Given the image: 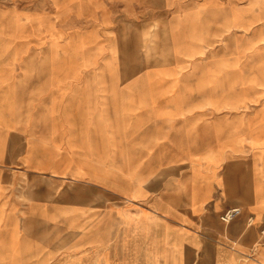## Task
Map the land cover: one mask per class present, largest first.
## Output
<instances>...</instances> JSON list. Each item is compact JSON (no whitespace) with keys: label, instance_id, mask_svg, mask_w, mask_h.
Returning a JSON list of instances; mask_svg holds the SVG:
<instances>
[{"label":"crops","instance_id":"obj_1","mask_svg":"<svg viewBox=\"0 0 264 264\" xmlns=\"http://www.w3.org/2000/svg\"><path fill=\"white\" fill-rule=\"evenodd\" d=\"M89 33L72 58L51 59L61 68L21 79L0 63V213L18 222L26 264L58 256L23 222L62 234L59 264H174L178 253L192 264L211 240L218 264L238 259L241 213L228 228L219 216L241 203L246 176L264 197V145H240L260 106L257 4L126 0ZM210 151L215 166L201 159Z\"/></svg>","mask_w":264,"mask_h":264},{"label":"rangeland","instance_id":"obj_2","mask_svg":"<svg viewBox=\"0 0 264 264\" xmlns=\"http://www.w3.org/2000/svg\"><path fill=\"white\" fill-rule=\"evenodd\" d=\"M126 0H0V63L10 64L18 75L24 79L25 72L34 69H58L61 64L51 59L58 55L66 54L72 58L80 48L88 43L90 37L96 34L89 33L91 25L96 22L116 19L121 16L122 5ZM157 0H142V4L153 6ZM258 7V20L264 21V0H254ZM125 5V4H124ZM263 24L259 23V31ZM260 36V35H259ZM260 41V38H259ZM259 51L264 53V46H259ZM67 67V66H65ZM72 67V66H70ZM34 74H40L34 72ZM259 109L256 123L245 121L241 124L240 145L242 152L245 144L254 148L264 145V61L258 70ZM263 97V100L261 98ZM261 138H263L261 140ZM221 145V141H218ZM237 143V142H236ZM200 158H195L196 161ZM207 164L215 166L218 162L217 153L210 151L202 157ZM258 160L264 165V157L258 155ZM249 167V162H242ZM213 172L208 175V179ZM254 189L249 176L244 177L241 203L235 210L241 214L239 241L244 242V252L237 253L226 260V264H264V230L256 233L258 219L264 216V197L260 199L257 191L255 199ZM210 210L214 207L208 206ZM220 221L222 215L219 216ZM231 221L224 226H230ZM23 228L41 231V235L30 239L44 251L55 250L57 259H51L48 264H59L58 258L66 249L62 234L53 228L40 230L34 225L23 222ZM251 232V237H249ZM35 238V239H34ZM217 242L211 240L208 251L203 254H194L192 264H218ZM54 248V249H52ZM248 249H253L252 251ZM29 247L20 239L18 222L3 220L0 213V264H26V255ZM165 254H163L164 258ZM69 264H79L73 256L67 257ZM181 254H177L176 263L182 264Z\"/></svg>","mask_w":264,"mask_h":264},{"label":"built area","instance_id":"obj_3","mask_svg":"<svg viewBox=\"0 0 264 264\" xmlns=\"http://www.w3.org/2000/svg\"><path fill=\"white\" fill-rule=\"evenodd\" d=\"M238 212V210H232L231 212L225 214L222 216V220L227 222L232 220V218L234 217V215Z\"/></svg>","mask_w":264,"mask_h":264}]
</instances>
